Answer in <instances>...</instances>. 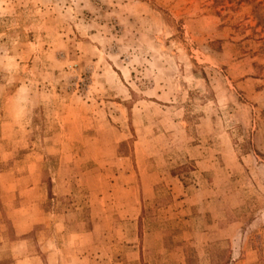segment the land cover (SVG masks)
I'll list each match as a JSON object with an SVG mask.
<instances>
[{"label": "rangeland", "instance_id": "rangeland-1", "mask_svg": "<svg viewBox=\"0 0 264 264\" xmlns=\"http://www.w3.org/2000/svg\"><path fill=\"white\" fill-rule=\"evenodd\" d=\"M0 264H264V0H0Z\"/></svg>", "mask_w": 264, "mask_h": 264}]
</instances>
